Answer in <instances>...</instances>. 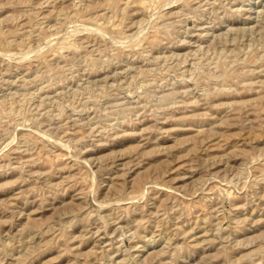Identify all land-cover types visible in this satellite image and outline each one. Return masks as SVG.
<instances>
[{
	"label": "rangeland",
	"instance_id": "374dc122",
	"mask_svg": "<svg viewBox=\"0 0 264 264\" xmlns=\"http://www.w3.org/2000/svg\"><path fill=\"white\" fill-rule=\"evenodd\" d=\"M0 264H264V0H0Z\"/></svg>",
	"mask_w": 264,
	"mask_h": 264
}]
</instances>
